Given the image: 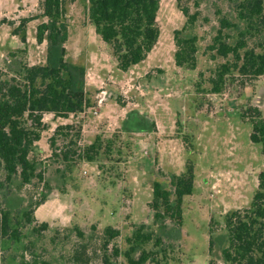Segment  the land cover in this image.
<instances>
[{
  "label": "rangeland",
  "instance_id": "rangeland-1",
  "mask_svg": "<svg viewBox=\"0 0 264 264\" xmlns=\"http://www.w3.org/2000/svg\"><path fill=\"white\" fill-rule=\"evenodd\" d=\"M41 1L0 0V73L44 65L46 45L35 42L36 27L46 21L38 17ZM242 1L159 0L157 43L144 62L121 72L87 18V1L61 0L68 24L64 59L84 68L88 105L67 118L42 116L44 128L28 156L37 176L30 184L16 179L6 185L0 174V210H8L20 230L18 242L0 238V264H129L126 253L136 260L143 251L156 255L146 264H227L221 255L227 246L224 216L250 206L264 172V143L249 140L252 123L259 127L264 120V75L253 78L232 68L218 94L210 82L221 65H241L210 50L224 20L234 26L222 29L223 43L233 46L244 33L240 56L251 50L264 57V27L256 17L249 26L239 18ZM179 9L199 14L180 36L197 39L194 70L174 62L173 33L186 24ZM31 16L37 19L26 25L22 44L13 31ZM153 118L163 122L165 133L154 134ZM64 125L74 129L59 133L58 158H52L49 139ZM70 140L76 145L69 147ZM78 150L93 160L78 159ZM188 165L193 191L182 200L180 227L153 223L152 184L172 190L170 176ZM40 194L47 196L45 205L25 223L24 213ZM142 224L143 234L153 232L151 241L130 242ZM107 228L119 235L108 239ZM156 238L161 244L155 247Z\"/></svg>",
  "mask_w": 264,
  "mask_h": 264
},
{
  "label": "trees",
  "instance_id": "trees-1",
  "mask_svg": "<svg viewBox=\"0 0 264 264\" xmlns=\"http://www.w3.org/2000/svg\"><path fill=\"white\" fill-rule=\"evenodd\" d=\"M87 18L93 26L95 34L107 45L114 57L117 69L127 72L132 67L144 62L152 51L159 36L156 25V13L159 0H86ZM177 5L180 0H175ZM263 0H243L239 6L238 16L246 21L248 26L258 18L264 27ZM198 9V3L195 1ZM41 14L38 17L46 21L36 27L35 42L37 45L45 43V63L38 66H24L13 75L0 73V174L4 177L6 185L18 179L19 184L24 186L37 177L34 163L29 160V153L35 142L39 140L43 130L42 116L53 114L57 117L67 118L69 115L81 113L87 107L88 100L85 92V70L83 67L74 65L64 59V46L68 39V24L61 0H42L40 2ZM186 24L182 30L173 33L176 47L174 53L175 66L194 70L196 37L182 38L181 32L186 27H192L199 14L198 11L189 14L187 9H179ZM37 17L21 19L18 28L13 31L25 44V27L36 20ZM4 23V20L1 21ZM10 25H13L12 23ZM234 25L227 21L221 22L217 35L213 38L210 50L216 55L226 58L232 55L236 62L241 65L233 66L223 64L218 68L217 78L210 79L213 93L220 92V84L224 77L235 68L241 75H250L253 78L264 75V57L253 51H245L240 56L239 52L246 49L244 33L239 34V39L232 46L222 42V29L231 28ZM21 34L19 33V30ZM258 127L252 123V132L249 140L252 144L264 143V120ZM74 125L58 126L49 139L51 157L58 158L56 141L62 131L70 132ZM258 134V135H257ZM79 137V131L76 132ZM75 138V139H76ZM76 143L70 140L69 147ZM95 146L86 148L89 152ZM77 154L78 159L93 160L94 156ZM264 153V147H263ZM76 152L73 154L75 155ZM70 152L63 155L68 161ZM172 190L165 189L159 182L152 184L150 210L153 212V223H174L180 227L182 222V200L190 196L193 191L194 173L191 165H188L180 175L170 176ZM41 179V176H39ZM258 186L250 206L227 213L224 216V230L226 232L227 246L221 251L222 258L227 264H264V172L258 175ZM3 184L0 183V189ZM6 189H9L6 186ZM47 196L39 195V199L29 206L24 213L25 223L32 222L33 209L43 205ZM32 218V219H31ZM140 226L132 235L130 242L142 240L151 241L153 232L143 234L145 226ZM45 226V225H43ZM108 239L119 235L118 231L111 228L104 230ZM20 230L13 227L12 216L8 210H0V238L19 241ZM161 244V239H155V247ZM209 242V249L211 248ZM108 246V242H104ZM135 248L131 246L130 251ZM114 255H118L115 249ZM149 255L142 254L136 259L125 254L129 264H146ZM154 259V258H153ZM106 262V260H105ZM152 264H161L154 262Z\"/></svg>",
  "mask_w": 264,
  "mask_h": 264
},
{
  "label": "crops",
  "instance_id": "crops-1",
  "mask_svg": "<svg viewBox=\"0 0 264 264\" xmlns=\"http://www.w3.org/2000/svg\"><path fill=\"white\" fill-rule=\"evenodd\" d=\"M136 66H138V65H136ZM136 66H134V67H136ZM134 67H132V68H134ZM153 119L155 120V130H156V132L154 134L157 135V134H160V133L163 134V132L165 133V127L163 126V122L159 123V121L156 120V118H153ZM157 145H159V144L157 143ZM157 151H158V148H157ZM43 205H45V203ZM43 205H41V206H43Z\"/></svg>",
  "mask_w": 264,
  "mask_h": 264
},
{
  "label": "built area",
  "instance_id": "built-area-1",
  "mask_svg": "<svg viewBox=\"0 0 264 264\" xmlns=\"http://www.w3.org/2000/svg\"><path fill=\"white\" fill-rule=\"evenodd\" d=\"M100 103V102H99Z\"/></svg>",
  "mask_w": 264,
  "mask_h": 264
}]
</instances>
